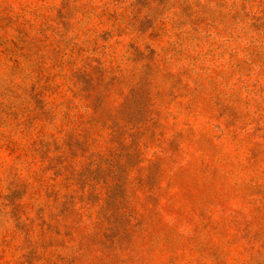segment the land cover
<instances>
[{"label": "rangeland", "instance_id": "rangeland-1", "mask_svg": "<svg viewBox=\"0 0 264 264\" xmlns=\"http://www.w3.org/2000/svg\"><path fill=\"white\" fill-rule=\"evenodd\" d=\"M0 264H264V0H0Z\"/></svg>", "mask_w": 264, "mask_h": 264}]
</instances>
